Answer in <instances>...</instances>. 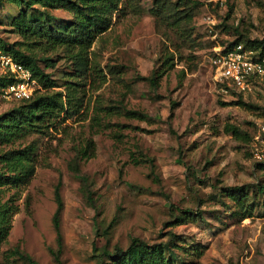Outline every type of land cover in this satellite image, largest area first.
I'll return each mask as SVG.
<instances>
[{
    "label": "rangeland",
    "instance_id": "obj_1",
    "mask_svg": "<svg viewBox=\"0 0 264 264\" xmlns=\"http://www.w3.org/2000/svg\"><path fill=\"white\" fill-rule=\"evenodd\" d=\"M21 7L0 0V36L35 55L59 85L50 90L77 106L49 128L0 141V176L33 165L28 181L0 184V208L17 205L0 264H28L16 248L38 264H100L103 250L126 248L133 237L165 243L170 264H264V156L245 139L264 93L221 96L207 57L213 38L264 37V0H121L85 64L76 46L45 49L22 37L11 24ZM48 12L59 25L72 18L63 8ZM20 103L0 97V114ZM88 139L94 153L83 157ZM21 149L29 156H18ZM58 180L60 246L52 222ZM237 185L242 194L229 195ZM106 263L114 264L104 256Z\"/></svg>",
    "mask_w": 264,
    "mask_h": 264
},
{
    "label": "trees",
    "instance_id": "obj_2",
    "mask_svg": "<svg viewBox=\"0 0 264 264\" xmlns=\"http://www.w3.org/2000/svg\"><path fill=\"white\" fill-rule=\"evenodd\" d=\"M14 1L22 5L18 14L12 17L11 24L17 32L24 38H33L32 42L44 44V48H54L57 45L76 46V56L83 64L86 63L84 54L92 45L95 37L100 32L107 29L111 19L109 13L120 9L121 0H8ZM38 4L39 6H36ZM63 8L72 14V18L65 25L53 23L48 9ZM49 18L51 23L49 22ZM54 18V17H52ZM216 42L214 38L210 40L208 49ZM241 42L234 39L230 42H219L226 46ZM251 42V41H250ZM254 42H257L254 44ZM250 47H258L259 53L264 54V37L259 40H253L252 43L245 44ZM0 49L9 52L15 60L22 62L28 66L36 79L37 83L45 90L35 89L29 98L18 99L21 103L17 106L0 114V141H9L11 138L25 135L29 132H40L45 128H49L55 123L57 118L68 113V108L77 106V102L73 101L72 105L70 97L63 95L60 91L50 90L52 87L59 86L50 73L46 71L38 62L35 55L23 51L16 46L15 42H9L0 36ZM46 65L52 64L50 57H43ZM170 65H173L172 57L169 58ZM84 63V64H85ZM164 70L157 71L150 79L156 83ZM13 77L7 73H0V90L3 86L12 82ZM238 94L237 96H241ZM264 113L262 109L260 115ZM257 127V122H256ZM226 130L239 135L238 128L229 124ZM251 136L245 135L247 141H251ZM94 153V142L88 139L81 155L90 157ZM18 156H29L25 149L18 151ZM77 170L78 168L75 167ZM33 172V165L19 166V170L13 174H7L5 177L0 176V184L11 183L19 184L29 180ZM85 179L84 175H80ZM61 181L58 180L54 188V198L56 207L52 216L53 226L56 232V240L58 245L62 242V233L60 228L61 212L63 209V201L60 194ZM243 186H231L227 188L229 195L242 194ZM17 211V205L9 202L0 208V242L7 236L11 226V217ZM165 244V243H164ZM163 242L148 243L138 237H133L130 244L126 248L114 246L109 251L103 250L98 258L100 264L103 262L104 256L113 260L114 264H170V260L164 254ZM167 246V245H165ZM15 252L21 258L25 259L28 264H38V262L27 252L15 249ZM56 255V254H55ZM56 257V256H55ZM58 258V257H56ZM109 264V263H106Z\"/></svg>",
    "mask_w": 264,
    "mask_h": 264
},
{
    "label": "built area",
    "instance_id": "obj_3",
    "mask_svg": "<svg viewBox=\"0 0 264 264\" xmlns=\"http://www.w3.org/2000/svg\"><path fill=\"white\" fill-rule=\"evenodd\" d=\"M224 1V0H213ZM211 80L215 90L224 97L264 93V54L242 42L231 46L216 42L207 53ZM0 73L13 77L12 82L3 86L0 97L5 101L29 98L40 85L31 69L14 59L7 51L0 49ZM251 151L262 159L264 156V113L260 115L255 133L252 134Z\"/></svg>",
    "mask_w": 264,
    "mask_h": 264
}]
</instances>
